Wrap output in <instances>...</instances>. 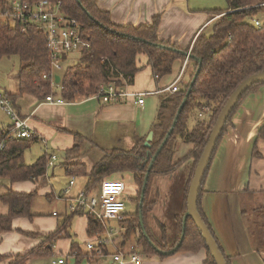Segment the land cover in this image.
<instances>
[{"label": "trees", "instance_id": "1", "mask_svg": "<svg viewBox=\"0 0 264 264\" xmlns=\"http://www.w3.org/2000/svg\"><path fill=\"white\" fill-rule=\"evenodd\" d=\"M49 1L62 3L63 11L80 24L84 36L89 38L91 49L83 52L79 62L63 72L59 83L61 90L56 93L51 87V82L43 80L44 75L52 73L45 34L34 26H26V31H23V24L19 22L0 21V61L6 57L16 56L22 65L17 75L18 91L5 95L13 104H16L17 100L25 94L35 95L38 98L58 94L65 101L72 102L78 97L95 95L99 84L113 83L117 88H124L126 84L132 85L135 76L141 71L137 63L140 56L147 57L148 66L151 67L153 75L158 78L170 75L174 63L177 60L186 59L189 50L184 51L171 40L159 38L161 15L154 17L151 23L140 26H120L112 21L109 12L99 7L96 0ZM226 2L228 5L226 10L210 12L213 18L220 16L212 25L211 32L202 31L192 45L190 61L193 62V71L189 82L183 90L175 94L160 96L157 116L152 125L154 139L151 146L146 147V139L137 137L132 150L107 151L105 157L93 167L89 174L85 164L67 165L66 168L67 174L71 177H88L86 190L88 194L96 187H100L106 179H113L117 175L133 176L137 187V210L135 214L125 215L121 227L127 229L124 233L125 241L134 238L144 254H157L163 257L165 252L174 250L180 244L189 188L212 129L238 86L249 77L264 72V27L255 26L254 19L260 18V11L253 8L264 3V0H226ZM5 7L6 0H0V9ZM239 8H248V10L234 11ZM198 70L200 72L195 85L191 87ZM262 86L264 84H257L249 89L232 112L213 154L199 198L202 196L211 164L224 136L233 125L236 113L245 100ZM189 90H191L190 96L176 120L179 108ZM172 128L173 133L168 137ZM10 129L11 127L0 128V189H5V192L0 194V202L8 207V214L0 215V238L3 234L14 231V219L32 220L34 218L32 207L38 195L37 191L20 193L13 191L11 186L18 182L42 180L41 186L45 183L47 173L46 155L32 165L25 164L24 153L34 140L14 138L10 134ZM73 136L75 141L73 148L67 151L69 156L79 155L85 141L78 134ZM167 137V142L150 170L153 158ZM257 140H264V124L259 130ZM180 142L192 145V150L181 160L176 161ZM258 153L255 145L253 155L257 156ZM188 159H192L194 164L185 190L182 214L175 217L178 239L173 247L167 249L156 242L147 226L148 215L155 205V202L149 199L150 187L155 177L174 174ZM146 178H148L147 189L142 201ZM201 207L199 200V213L217 241L227 263L231 264V259L224 254ZM141 216L143 222H141ZM71 220L72 217H67L55 233L47 236L42 244L28 253L13 257L0 255V263L11 260L9 264H28L30 259L50 256L53 242L67 235ZM160 229L162 239L166 240V227L160 225ZM106 232L103 222L89 216V237L104 239L103 235ZM254 237L258 241L260 251L264 252V237L260 238L257 235ZM202 249H205L208 255L205 264H216L202 234L189 218L185 226L184 241L175 253H197ZM72 251L78 253V263H80L84 256H79V246L73 244Z\"/></svg>", "mask_w": 264, "mask_h": 264}, {"label": "crops", "instance_id": "2", "mask_svg": "<svg viewBox=\"0 0 264 264\" xmlns=\"http://www.w3.org/2000/svg\"><path fill=\"white\" fill-rule=\"evenodd\" d=\"M96 1L102 10L110 13L112 21L120 26H140L151 23L154 17L161 15L159 38L171 40L184 51L190 50L197 36L204 30L208 31L217 20V17L213 18L210 12L221 10L211 6L205 9L202 3H198L199 7L192 8L191 3L195 0ZM147 60L146 57L138 59L137 63L141 71L135 76L132 85L124 86L129 92L148 93L144 105L136 104L138 100L136 97L122 99L115 104H105L94 96L78 97L72 102L65 101V104L54 105L47 102L46 98H38L30 94L23 95L16 104L12 102L17 115L26 119L29 127L37 135L24 156L33 144H38L42 148L41 154L35 157L33 163L45 155L49 159L52 155H57V151L63 152L64 155L62 157L58 155V160L47 168L45 183L42 186H40L42 180H38L18 182L11 188L20 193H30L36 190L40 195L44 193L50 204H53L54 200L62 201L64 207L59 209L58 214L55 209H49L46 212L32 209L34 217L32 220L14 219V231L5 233L0 238L1 256L13 257L28 253L42 244L47 236L55 233L67 217H72L67 235L53 242L49 259L54 255H66V260L70 256L72 258L69 264H77L78 256L75 257L72 251L73 244H76L80 249L79 256H84L81 264H109L113 256L121 251H127L135 244L133 240L125 241L123 233L127 229L121 227L117 221H100L107 230L103 235L104 239L89 237V215L72 213L69 209L70 202L80 193L86 192L88 177H71L67 174L66 168L67 165L85 164L89 174L93 167L105 157L107 151L114 149L129 151L134 148L137 137L147 139L157 116L160 96L173 94L168 89L181 74L182 82L179 84V89L183 90L192 73V71L188 73L191 63L185 65L183 59L174 63L171 75L156 78L151 67L147 65ZM59 77L61 80V76ZM60 90L61 87L55 92L59 93ZM0 91L5 95L9 93L1 88ZM55 97L60 98L61 96L57 94ZM4 114L9 124L3 127L12 129L11 118L5 112ZM263 124L264 86L251 94L236 113L233 125L224 136L211 164L202 196L199 198L202 211L224 254L231 259V264H264V252L260 251L258 241L254 237L257 221H264V140H257ZM1 126L2 124L0 128ZM11 129L10 133H12ZM73 134H78L85 139L77 156L67 154V151L74 146ZM255 145L259 151L257 156L253 155ZM191 150L192 145L180 142L176 161L181 160ZM179 153L183 154L181 159ZM61 159L62 164L59 163ZM33 163L25 162L27 165ZM58 164L61 168H57ZM193 164V160L186 161L174 174L155 177L152 181L154 186L150 187L149 199L155 202V205L148 215L147 226L156 242L167 249L173 247L178 239L175 217L182 214L185 190ZM57 171L69 178L68 184L60 192L55 191L50 185V181L57 176ZM183 171L187 172L182 174ZM177 175L181 176L177 179V199L173 200L170 197L169 188ZM125 176H131L133 179L130 174L117 175L113 179L125 183ZM72 178H75L73 185H71ZM80 180H84L85 183L78 189L77 182ZM47 186L49 188H45ZM41 188L45 189L39 193ZM98 189L99 186L89 194L97 195ZM0 190L5 192L4 188ZM126 191L127 187L125 193ZM133 191L136 193V200L135 183ZM259 212H262L260 216L257 215ZM251 213L256 215L252 217ZM6 214H8V207L1 203L0 215ZM111 223H116V227H112ZM160 225L166 227V240L162 239ZM90 244L95 246L92 251L88 248ZM169 252L171 251L165 252V255L161 257L157 254H144L143 250H140L141 264H205L208 256L205 249L197 253L168 254ZM61 258L63 257H59ZM46 260L47 262L42 263L43 257L33 258L28 264H53L54 260ZM10 261L7 260L0 264H9ZM124 264L134 263L127 261Z\"/></svg>", "mask_w": 264, "mask_h": 264}, {"label": "built area", "instance_id": "3", "mask_svg": "<svg viewBox=\"0 0 264 264\" xmlns=\"http://www.w3.org/2000/svg\"><path fill=\"white\" fill-rule=\"evenodd\" d=\"M264 13V3L254 6ZM248 8H239L234 10L245 11ZM220 18L218 16L216 19ZM11 20L16 23L23 24V31L26 26H34L43 32L47 39V51L50 57L52 73L44 75V81H50L54 91L60 88L59 82L56 81L57 73L65 71V62L69 60L72 54H82L91 49V42L82 32L80 24L73 18H70L62 9V3H52L49 0H6V7L0 9V21ZM255 26L264 27V20L254 19ZM192 50V48H191ZM191 50L186 57L188 63L191 57ZM158 78V77H156ZM182 80V74L177 81L168 89L175 94L180 91L179 84ZM148 93L129 92L125 88H117L115 84H99L97 93L93 95L105 104L119 103L122 99L134 98L138 100L136 104L144 105L145 98ZM46 101L54 105L65 104V100L56 98L51 95ZM0 110L4 111L12 120V137L24 140H34L37 138L35 132L29 127L28 121L17 115L16 110L5 94L0 91ZM202 116V115H201ZM58 157L52 155L47 162V168L51 167ZM75 178H72L71 185L74 184ZM126 186L121 180L106 179L104 180L97 195H90L82 192L74 200L70 202L69 209L72 213H86L98 221H117L125 219L126 204L123 200ZM68 192V190H67ZM56 215V214H55ZM109 233V232H108ZM112 233V231H110ZM94 245L88 246L89 250H94ZM139 246H130L127 251H121L113 256L109 264H124L130 261L134 264H141L142 257L140 255ZM73 255L76 257L77 252ZM53 264H67L66 259L61 258L53 261Z\"/></svg>", "mask_w": 264, "mask_h": 264}, {"label": "rangeland", "instance_id": "4", "mask_svg": "<svg viewBox=\"0 0 264 264\" xmlns=\"http://www.w3.org/2000/svg\"><path fill=\"white\" fill-rule=\"evenodd\" d=\"M221 1H222V5H221ZM198 3L199 4H201V3L204 4L205 5L204 6L205 9H207L208 7L211 6L213 8H219L222 11H224V10H226L228 8L226 0H195V2L191 3V7L192 8L199 7L200 5ZM259 17H260L259 19L264 20V13L260 14ZM250 22L252 23V20ZM210 32H211V28L208 30V33H210ZM191 52H192V50H191ZM80 56H81L80 54H72V55H70L69 60L65 62V69H67L69 67H72L75 64H77L79 62V60H80ZM139 58L141 59V58H145V57L144 56H140ZM186 60L187 59H185V63H186ZM190 63H191V65H189L190 67L188 69V73L193 71V62L190 61V59H189L187 65L190 64ZM147 65H148V62H147ZM21 66H22L21 65V61L16 56L6 57V58H3L0 61V88H1V90L7 91V92L13 93V94L18 91V85L19 84H18L17 75L19 73V70H20ZM63 72H58L57 76H61L62 77ZM189 79H190V76H189ZM189 79H188V82H189ZM0 124H2L1 127L7 126L9 124L8 118L6 117L4 112H2V111H0ZM41 149H42L41 146H39L38 144H33L31 146V148L26 152V154L24 156V161L26 163H28V164L29 163H33L35 157L41 154V151H42ZM56 153H57V155H55V156H57V157H58V155L60 157H62V155H64L63 152L57 151ZM181 155H183V154L179 153V158L180 159L182 157ZM190 160H192V159H188L186 161H190ZM59 163L62 164L63 160L61 159ZM60 164L57 165V168L58 167L61 168ZM58 172L59 171H57V176L50 181V185H52L54 187L55 191L60 192L61 190H64L65 186L68 184L69 178L66 175H63V174L58 173ZM186 172L187 171H183L182 174H185ZM180 176L181 175H177L175 177L176 179L174 180L173 184L169 188L170 189V197L173 200L177 199V187H178L177 179ZM124 181H125V184H126V187H127V191H126V193H125V195L123 197V200H124V202L126 204L127 214L132 215V214L136 213V209H137V203H136V200H135L136 193L133 191L134 181H133L131 176H125L124 177ZM84 183H85L84 180L78 181L77 182V188L79 189L81 186H83ZM151 186L152 187L154 186L153 182H152ZM45 188H49V186H47ZM45 188H41L39 190V193L41 192V190H43ZM2 193H4V190H0V194H2ZM149 198H150V196H149ZM63 207H64V203L62 201L59 202V201L54 200L53 204H50L49 201H47L45 194L41 193V195L40 194L37 195V197H36V199H35V201L33 203V208L32 209H33V211L35 209V210H41V211H44V212H46L49 209H53V210L55 209L56 213L58 214L59 211L61 209H63ZM263 212H264V210H263ZM261 214H262V212L257 213L258 216H260ZM251 215H252V217H254V215H256V214L255 213H251ZM123 221H124V219L119 222L120 226H121V222H123ZM110 225L112 227H114V228L116 227V223H111ZM255 230H256V232H254V233L257 235V237L262 238L263 235H264V221H257ZM120 231H122V230H120ZM131 240H133L135 242L134 238L131 239ZM135 245H136V242H135V244L133 246H135ZM48 257L49 256H46V258L43 257L42 263L43 262H47L46 259H48L50 261H53V260L56 261L57 259H59V257H63L64 259L67 258L66 255H63V256L62 255H54L53 257H51V259H49ZM70 259H72L71 256L68 258V260H66L67 264L70 263ZM77 264H81V262L77 263Z\"/></svg>", "mask_w": 264, "mask_h": 264}, {"label": "water", "instance_id": "5", "mask_svg": "<svg viewBox=\"0 0 264 264\" xmlns=\"http://www.w3.org/2000/svg\"><path fill=\"white\" fill-rule=\"evenodd\" d=\"M188 54H186L187 56ZM200 70H198L192 84L191 87H193L195 85L197 76L199 74ZM56 81L59 82L60 81V77L57 76L56 77ZM257 84H264V72H261L259 74L253 75L251 77H249L248 79H246L245 81H243L238 88L235 90V92L231 95V97L229 98L228 102L226 103V105L224 106V108L222 109L215 125L214 128L212 129V132L209 136L208 142L206 144V147L204 149V152L198 162V165L196 167L195 173H194V177L192 179L190 188H189V195H188V200H187V211L186 214L184 216V225H183V235L180 241V244L171 252H169L168 254L174 253L176 252L179 247L181 246V244L184 241V237H185V226L187 223V220L189 218H191L193 220V222L195 223L196 227L198 228V230L200 231V233L202 234V237L207 245V248L212 256V258L214 259L216 264H228L226 261L225 256L223 255V253L221 252L219 245L217 244V241L215 240V238L212 236L208 226L206 225V223L204 222L201 214L199 213V208H198V203H199V197H200V191L202 189V185L205 179V175L209 169L213 154L216 150L217 144L219 139L222 136V133L225 129V126L232 114V112L234 111V109L237 107V105L239 104L241 98L245 95V93L251 89L254 85ZM191 90H189V92L187 93L183 104L180 106L179 111H178V115L176 117V120L179 118L182 110L185 107V104L190 96ZM176 123V122H175ZM174 123V125H175ZM173 133V128L170 130L169 135H171ZM168 137L166 138L164 144L161 146V148L158 150V152L156 153L155 157L153 158V161L150 165V170L152 169L153 163L154 161L157 159L159 153L161 152L162 148L164 147L165 143L168 140ZM154 139V132L152 131L145 142V146L146 147H150L151 146V142ZM147 181L148 178H146V182L144 184V188H143V192H142V201L144 199L145 196V192L147 189ZM141 222L142 221V216H141Z\"/></svg>", "mask_w": 264, "mask_h": 264}]
</instances>
